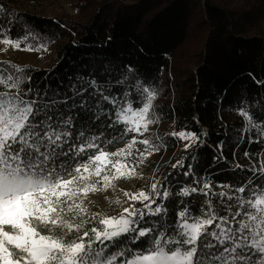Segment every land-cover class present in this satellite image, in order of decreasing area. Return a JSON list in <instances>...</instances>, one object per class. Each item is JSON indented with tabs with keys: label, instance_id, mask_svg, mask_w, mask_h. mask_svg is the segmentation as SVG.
Returning a JSON list of instances; mask_svg holds the SVG:
<instances>
[{
	"label": "snow or ice",
	"instance_id": "obj_1",
	"mask_svg": "<svg viewBox=\"0 0 264 264\" xmlns=\"http://www.w3.org/2000/svg\"><path fill=\"white\" fill-rule=\"evenodd\" d=\"M0 14V51L49 50V37ZM30 71L0 60V264H264V104L257 116L240 100L242 127L221 126L201 174L208 133L153 132L165 118L162 89L133 67L93 61L55 86ZM173 141L186 153L173 171L123 190V201L106 198L118 215L92 211L93 195L143 178L139 169ZM245 143L247 165L236 159ZM224 171L233 179L215 181Z\"/></svg>",
	"mask_w": 264,
	"mask_h": 264
},
{
	"label": "trees",
	"instance_id": "obj_2",
	"mask_svg": "<svg viewBox=\"0 0 264 264\" xmlns=\"http://www.w3.org/2000/svg\"><path fill=\"white\" fill-rule=\"evenodd\" d=\"M89 1L88 8L94 9L93 13L89 17L86 12L83 17L76 13V17L66 12L39 10L25 0H0V6L4 7L9 18L18 17L21 25L39 31L51 41L44 64L26 60L21 54L24 51L20 50L11 55L2 54L0 60L27 65L35 70L29 74L36 82L47 79L53 86L59 80L67 83L68 76L93 61L133 67L142 79L147 78L162 89L156 104L165 118L152 127L153 132L170 133L187 125V130L198 135L202 130L208 133L207 138L201 136L202 140L206 139V146L198 151L203 158L202 174L212 164L213 149L223 139L221 126L242 127L241 118L235 111L240 100H246L257 116V105L264 104V83H258L264 81V0L248 2L244 11L218 0ZM196 11H201V23L207 34L194 66L184 69L185 66L178 67L175 61L194 25ZM21 35L20 26L12 29L13 38ZM174 122H178L175 128ZM238 134L232 132V135ZM121 146L115 145L116 148ZM248 147L245 143L236 156L241 164H248L243 158ZM258 148L257 144L250 146L252 152ZM166 150L172 152V156L160 176L173 171L171 164L186 155L184 150L178 149L175 141L158 153ZM224 155L229 161L233 160L231 150L225 151ZM210 171L215 173L218 169ZM214 179L225 182L233 177L224 171ZM124 189L123 183L117 186L115 193L108 191L93 195L91 199L95 206L92 211L118 214V208L110 207L106 198L118 196L122 200Z\"/></svg>",
	"mask_w": 264,
	"mask_h": 264
},
{
	"label": "rangeland",
	"instance_id": "obj_3",
	"mask_svg": "<svg viewBox=\"0 0 264 264\" xmlns=\"http://www.w3.org/2000/svg\"><path fill=\"white\" fill-rule=\"evenodd\" d=\"M221 1L224 5L232 7L238 10H246L248 8V2L252 3V0H218ZM25 2H29L32 7L37 8L39 10H44L48 13H69L72 16L81 17L86 12V17H89L90 13H93L91 9L89 10L90 1L86 0H25ZM96 3V1H93ZM76 7L78 11H76ZM97 10V7H94ZM199 8V6H198ZM62 11V12H61ZM201 11H196L195 14V22L194 25L191 27L189 36L185 44L180 48L175 63L179 67L185 66L184 69H189L194 66L195 61L198 59V54H201L203 49V41L207 34L205 26L202 25V17ZM65 13V14H66ZM76 16V17H77ZM83 17V16H82ZM80 19V18H78ZM264 23V20H263ZM5 46L1 47L3 49ZM17 53V52H16ZM11 55L15 54V50L9 48L7 51H0V55ZM18 54V53H17ZM20 54V53H19ZM22 56L25 57L28 61H33L35 63L44 64L47 54L49 51L37 53V52H21ZM22 57V58H23ZM178 149L181 151L184 150V143L178 142ZM172 156V152L164 151L163 153H156L153 154L151 157L148 158L146 164L142 166L139 171L143 173V178H133L130 180L121 179L117 182V186L124 183V190L131 192H136L141 188L147 189L151 178L153 175L160 176V172L162 168L168 163ZM123 194V191H122ZM124 196L122 201L124 200ZM124 206H128L125 203ZM137 207L141 205L139 203L136 204ZM118 215V214H116Z\"/></svg>",
	"mask_w": 264,
	"mask_h": 264
}]
</instances>
